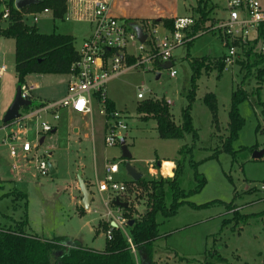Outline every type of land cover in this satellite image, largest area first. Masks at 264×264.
<instances>
[{
	"label": "rangeland",
	"instance_id": "374dc122",
	"mask_svg": "<svg viewBox=\"0 0 264 264\" xmlns=\"http://www.w3.org/2000/svg\"><path fill=\"white\" fill-rule=\"evenodd\" d=\"M195 1L115 0L112 8L114 13L129 22L140 27L151 24L163 34L165 28L161 20L193 16ZM259 2L264 8V0ZM211 3L210 21L205 25L209 31L199 33L190 46L183 44L172 51L173 78L169 76V69L162 68V64L150 66V70H130L111 79L106 87V94L114 104L113 111L121 114L127 127L122 137L131 155L128 163L143 174L142 178L157 179L162 176L157 163L160 160L175 162L180 158L178 151L181 147L191 146L192 137L185 135L182 140L160 139L155 121H143L137 113L136 107L142 101L137 94L142 93L143 100L165 99L173 120L180 123L193 73L190 62L209 57V68L203 69L196 81L191 117L198 139L192 154L185 155L180 187L188 192L198 185L199 179L203 178L205 183L199 192L185 199L186 203L178 208L172 218L164 220L161 216L157 217L160 237L154 244L155 264H264V158L252 160L248 149L254 145L258 147L257 150L264 149V106L260 104L264 103V76L258 85L255 77L258 68H252L249 77L244 79L246 72L240 65L244 61L242 54L238 55L233 65L218 73L215 65L226 49L222 46L217 25L226 17V12L223 11L222 0H212ZM27 23L31 25L32 20L29 18ZM7 24L8 20L0 19V29L6 28ZM34 27L41 34L73 36L76 50L89 34L85 22L55 19L50 15L42 16ZM2 65H5L6 71L0 76V184H3L0 196L6 192L13 194L9 195V199H0V225L13 226L26 219L27 233L47 239L63 237L72 245L103 249L106 238L104 220L108 219L105 216L107 212L115 215L116 207L104 204L107 196L97 192L96 180L103 179L106 163L119 166V172L115 175L117 181L130 179L125 171L121 146H106L104 142L106 122L110 118L105 112H100L103 109L93 98L90 115L80 119L73 114L70 119L69 115L63 114V122L60 123V120L55 133L37 134L42 120L50 121L48 117L38 120L35 116H29L19 125L2 126V118L14 99L18 82L14 70V40L0 35ZM43 76L35 80L39 83L35 95L51 97L67 90L69 74ZM238 87L245 91L247 98L238 106L244 125L232 143L236 152L233 160L230 154L219 150L227 136L232 93ZM208 93L216 98L217 124L212 122V114L203 103ZM12 131L32 146L38 145V159L50 164L56 172L42 176L35 168V161H22L21 156L12 159L3 139L5 134ZM42 138L44 141L39 144ZM50 153L52 156L48 157ZM190 158L199 163L196 169L200 177L195 176L190 167ZM152 167L158 171H149ZM166 169L167 172L172 170L164 163L163 170ZM78 176L90 183L94 200L89 210L80 211L81 193L70 186L77 185ZM127 186L124 202L132 205L138 213H144L145 203L138 198L137 188ZM18 192L25 193L26 198L19 197ZM233 199L239 212L250 216L245 224L235 226V222L230 221L223 226L224 220L232 218L233 210H226V205ZM7 217L14 222L10 223Z\"/></svg>",
	"mask_w": 264,
	"mask_h": 264
},
{
	"label": "trees",
	"instance_id": "16d2710c",
	"mask_svg": "<svg viewBox=\"0 0 264 264\" xmlns=\"http://www.w3.org/2000/svg\"><path fill=\"white\" fill-rule=\"evenodd\" d=\"M37 1L36 5L18 11L13 7V0H7L8 24L6 28L0 29L1 36L14 40V70L20 87L25 85V78L29 75H68L72 64L79 58L73 36L55 33L41 34L34 26H27L21 21L22 13L43 9L51 10L55 19L63 18L66 11L65 0ZM211 1H195L194 15L191 16L194 23L183 31L184 40L186 41L187 38L191 40L184 44L190 46L199 33L209 31L205 25L210 21ZM1 17L0 13V19ZM130 23L135 25L133 22ZM161 23L168 32H173L174 21L172 19H162ZM262 37L263 32L261 31L256 40L244 50V61L240 63L246 72L244 79L249 77L252 68H258L255 74L258 85L261 84L264 76V53L256 51V45ZM208 59L209 57H203L190 62L193 73L190 77V89L186 96L187 105L181 111L180 123H175L173 120L165 99L148 98L142 100L136 107V111L141 115L143 121H155L156 132L160 139L182 140L185 135H191L192 144L191 146L185 145L178 151L180 158L174 162L175 168L172 177L159 176L157 179L141 178L136 182L131 180L125 182L127 185H134L137 188L138 198L144 201L146 207L144 213H138L130 204L127 208L121 209L122 216L127 220L126 234L119 229L112 228L111 238H105L104 248L95 250L67 243L63 237L47 239L27 233L25 231L27 220L24 219L13 226L0 225V264H155L154 244L160 237V223L157 221V217L161 216L164 220L172 218L178 208L186 203L185 199L190 194L199 192L205 183L203 178L199 179L198 185L188 192L180 187L185 155L192 154L198 139L192 125L191 104L194 100L196 81L201 71L209 68ZM129 62H132V59ZM155 65L157 66V64ZM215 68L219 74L224 71L225 64L222 59L217 60ZM259 89L260 86L257 87V94ZM246 98L247 95L242 88L238 87L232 93L228 112L227 136L223 141L222 149L219 150L230 154L233 160L236 152L232 148V143L237 139L238 133L244 125V119L240 115L238 106ZM203 103L212 114V122L217 124L215 96L211 93L206 94ZM260 104L264 106V103ZM35 106L41 107V105ZM29 109L30 107H24L25 111ZM106 110L108 113L112 112L114 104L109 103ZM248 149L252 154L258 147L254 145ZM189 164L195 176L200 177L196 169L199 163L190 158ZM19 195L23 199L26 198L25 193L21 192ZM230 209L233 210L232 218L224 220L223 226L230 221H234L235 226L247 222L250 215H242L234 203V199L226 205V210ZM128 222H131L130 225ZM104 228L107 232L111 227L105 223Z\"/></svg>",
	"mask_w": 264,
	"mask_h": 264
},
{
	"label": "built area",
	"instance_id": "2783aa9c",
	"mask_svg": "<svg viewBox=\"0 0 264 264\" xmlns=\"http://www.w3.org/2000/svg\"><path fill=\"white\" fill-rule=\"evenodd\" d=\"M3 5L1 19L8 20L9 8L7 0H0ZM16 0H13L15 7ZM115 0H65L66 11L63 19L75 22H85L89 27V34L82 41L77 50L78 60L70 68V80L68 83V93L58 102H48L36 110H31L22 116L27 120L29 116L41 119V114L54 112L60 108H68L75 114L87 116L92 112V100L96 99L104 113L110 118L106 122L104 142L106 146L120 145L122 133L126 131V124L121 119V114L116 111L107 112L106 107L110 103L106 94L108 82L130 70L137 68H147L171 62L172 51L183 45L190 38L184 40L183 31L193 25L194 19L190 17H174V30L166 34H160L156 26L151 24L139 26L146 40L141 43L136 32L128 19L118 16L113 11ZM223 11L226 17L222 18L217 25L220 32L222 46L226 53L222 56L225 67L233 65L239 54L244 56V50L256 40L259 33L263 32V37L257 43L256 51L264 53V8L259 0H222ZM52 15L49 9L22 13L21 21L27 26H35L42 16ZM32 24H28V19ZM132 59V62L129 60ZM6 71L5 65L0 66V76ZM169 76L174 77L175 71L172 66L169 69ZM35 86L24 85L21 87L23 99H30V91ZM139 100H143L142 93L137 94ZM81 101L83 104L81 105ZM169 103V102H168ZM57 119V115L52 116ZM53 126L49 123L41 122L39 132L49 133ZM11 142L8 144L9 154L12 158L18 156V152L26 156L33 150V146L25 139L18 136L8 135ZM38 145L35 146L37 148ZM49 157V156H48ZM36 170L40 175L49 174L48 163L35 158ZM152 169V168H151ZM119 172V166L115 163H106L103 170V179L96 182L97 191L106 194L107 199L104 204L107 206L115 199L121 202L127 193V184L116 180L115 175ZM156 173V171L154 172ZM160 174L165 177L163 170ZM264 188V181L262 182ZM106 217L115 228L126 234L127 220L122 216L120 208H116V214L108 212ZM106 232V237L111 238L112 226ZM134 252V249H132Z\"/></svg>",
	"mask_w": 264,
	"mask_h": 264
},
{
	"label": "water",
	"instance_id": "95a60500",
	"mask_svg": "<svg viewBox=\"0 0 264 264\" xmlns=\"http://www.w3.org/2000/svg\"><path fill=\"white\" fill-rule=\"evenodd\" d=\"M38 3L37 0H16L15 2V7L17 9H22L25 7H29V6H33L36 5ZM134 31L136 32V35L138 37V40L141 43H144L146 40V35L143 34L142 29L135 25L133 27ZM172 66L171 62L165 63L163 64L162 68L164 69H170ZM158 78V75H157ZM31 106V101L27 100V99H23L22 95H21V87L18 86L16 89V94L14 96V99L12 101V103L10 104V106L8 107L7 111L5 112L3 118H2V124L5 125H9L13 122H16L18 120H20L21 118V109H23L24 107H30ZM42 143V140L41 142ZM120 146H121V152H122V158L125 160V171L127 176L130 178L131 181L136 182L139 179H141L143 177V174L141 172H138L137 170H135L132 166H130V164L128 163V161L131 159V155L128 152L126 146H125V142L123 139H120ZM264 158V149L262 150H255L252 152L251 154V159L252 160H260ZM157 167H160V162L157 163ZM48 170L50 174L54 173V170L52 168V166L50 164H48ZM78 189L81 193V201H80V206L85 209L88 210L89 208V204L93 198L91 192L88 190L87 185L84 183V181L80 178V176H78ZM111 204L117 208L123 209V208H127L128 207V203H124L119 201L118 199H115L111 202ZM131 222H128V225H130ZM111 226L113 228H115V224L111 223Z\"/></svg>",
	"mask_w": 264,
	"mask_h": 264
},
{
	"label": "crops",
	"instance_id": "0c3cea01",
	"mask_svg": "<svg viewBox=\"0 0 264 264\" xmlns=\"http://www.w3.org/2000/svg\"><path fill=\"white\" fill-rule=\"evenodd\" d=\"M263 8V7H262ZM169 19H172V18H169ZM165 31H167L166 29H164V32H163V34H166L167 32H165ZM5 73V72H4ZM3 73V74H4ZM3 76V75H2ZM41 77H44L43 75H29V76H27L26 78H25V85H28V86H35L31 91H30V101H31V106H30V109L31 108H34V109H32V110H36V109H38L39 107H36V106H32V102H33V99L35 98L36 99V105H44L45 103H48V102H58V101H60V100H62L63 98H65V96L67 95V93H68V87H67V90L66 91H63L62 93H60L59 95H55V96H51V97H43L42 95H40V94H34V91L36 90V89H39V83L38 82H36L35 80H38V79H42ZM31 79H33L34 81H31ZM70 80V79H69ZM69 83V82H68ZM109 101H111V100H109ZM111 103H113L112 101H111ZM23 111H25L24 110V108L23 109H21V111H20V113H21V118H20V120H18V121H16V122H13V123H11V124H9L10 126H13L14 124H17V125H19V122H21V121H25L24 119H22L23 117L22 116H24L29 110H27V111H25V114H24V112ZM23 113V114H22ZM63 114H66V115H69V117H70V119H72V116H73V114H75V113H73L72 111H70L68 108H60V109H58V110H56V111H54V112H50V113H46V114H41V118H43L44 119V117L46 118V117H48L49 119H50V121L48 122V120L46 121V120H42L43 122H46V123H49L51 126H53V130L50 132V133H55L56 132V129H57V126L59 125V122H60V120H61V122L60 123H62L63 122V119H62V117H63ZM53 115H57V119L55 120V119H53ZM76 115V117H78V118H80V119H83V118H86L87 116H82V115H79V114H75ZM90 115V114H89ZM2 126H6L5 124H3ZM8 126V125H7ZM2 128V127H1ZM36 128H37V125H36ZM37 134L39 135V134H41V133H43V132H39V127L37 128ZM14 134V135H16L15 134V132L14 131H12V132H10V133H8V134H5L4 136H3V139L4 140H6V144H7V146H8V144L11 142V139L8 137V135H11V134ZM17 136V135H16ZM41 140H42V142L44 141V139L42 138V139H40L39 140V144H41L40 142H41ZM5 142V141H4ZM9 149V148H8ZM37 149H38V147L37 148H35V146H33V150H32V152H30L29 154H27L26 156H24L22 153H21V151H19L18 152V156L17 157H19V156H21V160L23 161V160H27L28 162H33V161H35V158H36V156H37ZM48 156L49 157H51L52 156V153H50V154H48ZM11 157V156H10ZM17 157L16 158H12V159H17ZM166 162H169L168 160H160V167H158L159 168V170H163V164L164 163H166ZM170 162H172V161H170ZM36 168V167H35ZM161 168V169H160ZM54 170V169H53ZM149 171H158V170H155V169H153V167H152V169L150 168V170ZM171 171H173V169L171 170ZM56 171L54 170V173H55ZM163 172H164V174H165V177L167 176V172H165L164 170H163ZM80 178L82 179V177L80 176ZM83 181H84V183L87 185V188H88V190L91 192V190H90V183L88 182V181H86V180H84V179H82ZM130 180V179H129ZM128 180V181H129ZM0 181H2V179L0 178ZM16 181H19V179L18 180H16ZM13 181H11V183H12ZM96 182H97V180H96ZM1 185V187L0 188H3V184H0ZM70 186H74L78 191H79V189H78V183H77V185L75 184V185H70ZM96 188H97V186H96ZM98 192V191H97ZM19 193H21V192H18L17 194H19ZM79 193H80V191H79ZM99 193V192H98ZM13 193L12 192H6V193H3L2 194V196H0V199L1 198H5V199H9V195H12ZM91 194H92V192H91ZM100 194V193H99ZM101 196H103L102 194H100ZM17 196H19V195H17ZM19 197H21L22 199H23V197L20 195ZM93 198H92V200H91V202H90V204H89V208H90V206H91V203L93 202ZM80 201H81V195H80ZM80 204V203H79ZM110 205H112V204H110ZM78 206V205H77ZM89 208H88V210H89ZM117 208V207H116ZM81 210H85V209H83L81 206H80V211ZM108 213V212H107ZM106 217V216H105ZM106 218H108V217H106ZM7 219H8V221L11 223V221L12 222H14L13 221V219H11V217H7ZM105 221V223H108L109 225H111V222H110V219L108 218V219H105L104 220ZM6 226V225H5ZM9 226H11V225H9ZM102 250V249H101ZM155 262H156V260H154Z\"/></svg>",
	"mask_w": 264,
	"mask_h": 264
},
{
	"label": "clouds",
	"instance_id": "9594fccd",
	"mask_svg": "<svg viewBox=\"0 0 264 264\" xmlns=\"http://www.w3.org/2000/svg\"><path fill=\"white\" fill-rule=\"evenodd\" d=\"M166 166L168 169H174L175 168V163L174 162H166ZM174 175V173L172 171H168L167 172V177H172Z\"/></svg>",
	"mask_w": 264,
	"mask_h": 264
},
{
	"label": "snow or ice",
	"instance_id": "6c2138e0",
	"mask_svg": "<svg viewBox=\"0 0 264 264\" xmlns=\"http://www.w3.org/2000/svg\"><path fill=\"white\" fill-rule=\"evenodd\" d=\"M83 104V101H81V105Z\"/></svg>",
	"mask_w": 264,
	"mask_h": 264
}]
</instances>
